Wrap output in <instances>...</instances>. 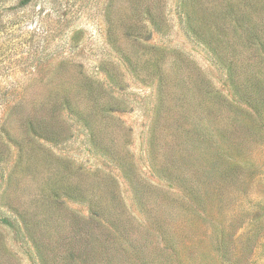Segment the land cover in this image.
<instances>
[{"label": "rangeland", "instance_id": "obj_1", "mask_svg": "<svg viewBox=\"0 0 264 264\" xmlns=\"http://www.w3.org/2000/svg\"><path fill=\"white\" fill-rule=\"evenodd\" d=\"M21 1L0 264H264V0Z\"/></svg>", "mask_w": 264, "mask_h": 264}, {"label": "trees", "instance_id": "obj_2", "mask_svg": "<svg viewBox=\"0 0 264 264\" xmlns=\"http://www.w3.org/2000/svg\"><path fill=\"white\" fill-rule=\"evenodd\" d=\"M30 1H31V0H22L21 3H22V4H26V3L30 2ZM262 48H263L262 51H261L262 53L260 52L261 54L264 53V47H262ZM262 58H263V57H262ZM238 88H240V86H237L236 89H238ZM263 92H264V89H263ZM254 104H255L256 107L259 108V106H260L259 102H256V103H254ZM259 110H260V109H259ZM260 112H261V111H260Z\"/></svg>", "mask_w": 264, "mask_h": 264}]
</instances>
